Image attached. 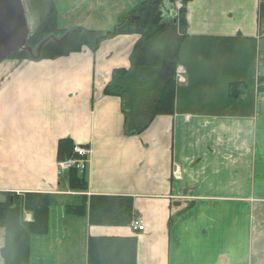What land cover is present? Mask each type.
<instances>
[{
	"label": "crops",
	"instance_id": "1",
	"mask_svg": "<svg viewBox=\"0 0 264 264\" xmlns=\"http://www.w3.org/2000/svg\"><path fill=\"white\" fill-rule=\"evenodd\" d=\"M187 13L181 48L199 39L233 44L235 65L254 63L252 91L240 69L223 111H191L189 69L181 66L173 113L139 136L124 133L121 99L104 95L113 71L130 69L137 37L105 41L95 54L83 47L0 66V202L3 194L50 197L51 264H87L89 241L99 238L135 239V264H264V0H193ZM232 84H242L234 97ZM65 139L89 148L86 193L71 192L69 172L59 167ZM93 196L132 198L145 230L64 213L88 207ZM3 241L1 231L0 249Z\"/></svg>",
	"mask_w": 264,
	"mask_h": 264
},
{
	"label": "trees",
	"instance_id": "2",
	"mask_svg": "<svg viewBox=\"0 0 264 264\" xmlns=\"http://www.w3.org/2000/svg\"><path fill=\"white\" fill-rule=\"evenodd\" d=\"M192 1L148 0L132 9L129 16L121 19L109 33L78 28L60 44L49 41L41 51L40 60L68 57L80 52L83 47L95 54L105 41L120 36L137 37L130 57V69L113 71L104 95L121 99L125 117L124 133L128 137L139 136L157 116L173 113L177 93L174 72L188 26L183 16H186L185 12ZM177 2L182 6L179 17L177 13L176 16L170 15L167 8L174 7ZM57 20L56 10L49 7V12L42 16L37 31L29 37L28 46L33 51L36 52L52 35L62 39L67 34L59 29ZM23 51L16 52L12 57L31 60L28 52L27 56L22 54ZM241 85L230 86L233 97L240 93ZM74 147L75 144L70 139L61 140L57 161H84L83 170H70L69 183L71 192L86 193L88 181L85 171L90 157L79 156L74 152ZM85 148L89 151L88 147ZM3 195L5 198L0 202V231L4 232L0 258L3 264H39L36 256L43 261L42 264H51L46 246L52 234L53 223L50 197L41 194H26L23 197ZM64 213L74 217H88L91 225L104 227H129L138 219L133 199L129 197L93 196L90 197L88 207L85 204L67 206ZM27 214L31 215L30 222L25 220ZM135 249V239H91L87 264H135Z\"/></svg>",
	"mask_w": 264,
	"mask_h": 264
},
{
	"label": "rangeland",
	"instance_id": "3",
	"mask_svg": "<svg viewBox=\"0 0 264 264\" xmlns=\"http://www.w3.org/2000/svg\"><path fill=\"white\" fill-rule=\"evenodd\" d=\"M49 1L51 3H48V0H22L29 27V35H33L37 31L41 18L49 12V7L56 10L58 14L57 25L59 29L67 34L73 33L78 28L109 33L119 24L121 19L129 16L132 9L139 7L148 0H116L114 3H105L103 5H98V0ZM179 5L180 2H177L174 7H167L171 12L170 15L174 16L177 13L179 17V14H181ZM187 14L186 11V17ZM55 39L57 40V35H52L51 41L56 43ZM30 48L35 55L36 52L33 51L32 47ZM181 49L180 57L182 60L178 61L175 72L181 71L185 77V71H183L181 66L189 69L191 84L189 85L190 88L185 92H187L186 97L194 102L193 106H191V111L203 114V110L207 106H210V110L223 111L225 108L224 102L228 97V84L231 81H236L235 75L240 72V69L243 73L241 81H245L250 92L252 91L254 63L252 64L251 60L247 59L241 61L244 63L240 66L237 60L235 65L233 61L235 52L233 44L230 43L227 47H224V44H214L207 40L199 39L187 41ZM25 51L28 52L27 50ZM26 52L23 51L22 54L27 55ZM8 61H10L9 64H15L19 61H28V59L21 60L17 57H10ZM179 74L181 80L183 76L181 73ZM176 76L178 77V75ZM182 82L185 83V79H182ZM182 86L178 88L181 89L183 88ZM246 92L248 91L246 90ZM179 96L181 101L183 91H180ZM59 209V216L63 218L65 214L62 212L61 204H59ZM55 218L56 213L54 212L52 217L53 224L56 222ZM38 254L40 256V253ZM35 258L39 264H42L43 261L39 260L37 256Z\"/></svg>",
	"mask_w": 264,
	"mask_h": 264
},
{
	"label": "water",
	"instance_id": "4",
	"mask_svg": "<svg viewBox=\"0 0 264 264\" xmlns=\"http://www.w3.org/2000/svg\"><path fill=\"white\" fill-rule=\"evenodd\" d=\"M185 18L183 16V19ZM29 34L22 0H0V64L16 52L23 50L28 51L32 60H40L41 51L51 38L46 39L34 55L31 48L27 46ZM69 36L70 33L62 39H55L56 44L62 43Z\"/></svg>",
	"mask_w": 264,
	"mask_h": 264
},
{
	"label": "built area",
	"instance_id": "5",
	"mask_svg": "<svg viewBox=\"0 0 264 264\" xmlns=\"http://www.w3.org/2000/svg\"><path fill=\"white\" fill-rule=\"evenodd\" d=\"M182 75V72L181 71H178L177 75H178V80L180 82H182V79L180 80V74ZM74 152L76 154H78L79 156L81 157H84L85 155L88 154V151L80 146H75L74 148ZM60 168L63 170V171H69L73 168H77L78 170H83L84 169V161H78V162H75V161H68V162H64L62 164H60ZM131 227L135 230V231H143L144 230V225L142 223V221L140 220H135Z\"/></svg>",
	"mask_w": 264,
	"mask_h": 264
}]
</instances>
